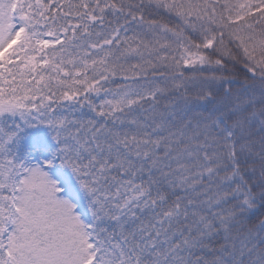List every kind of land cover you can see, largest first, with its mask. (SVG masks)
<instances>
[{
  "label": "snow or ice",
  "instance_id": "6c2138e0",
  "mask_svg": "<svg viewBox=\"0 0 264 264\" xmlns=\"http://www.w3.org/2000/svg\"><path fill=\"white\" fill-rule=\"evenodd\" d=\"M0 264H264V0H0Z\"/></svg>",
  "mask_w": 264,
  "mask_h": 264
}]
</instances>
